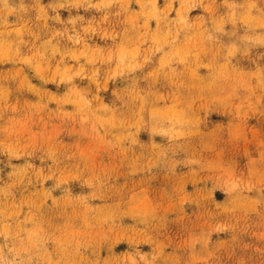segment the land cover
<instances>
[{"label": "rangeland", "instance_id": "obj_1", "mask_svg": "<svg viewBox=\"0 0 264 264\" xmlns=\"http://www.w3.org/2000/svg\"><path fill=\"white\" fill-rule=\"evenodd\" d=\"M262 20L0 0V264H264Z\"/></svg>", "mask_w": 264, "mask_h": 264}, {"label": "clouds", "instance_id": "obj_2", "mask_svg": "<svg viewBox=\"0 0 264 264\" xmlns=\"http://www.w3.org/2000/svg\"><path fill=\"white\" fill-rule=\"evenodd\" d=\"M250 8H254L255 4H251L249 5ZM261 26L264 27V20L261 21Z\"/></svg>", "mask_w": 264, "mask_h": 264}]
</instances>
